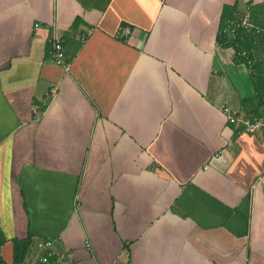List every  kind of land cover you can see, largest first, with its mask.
<instances>
[{"label":"crops","instance_id":"0c3cea01","mask_svg":"<svg viewBox=\"0 0 264 264\" xmlns=\"http://www.w3.org/2000/svg\"><path fill=\"white\" fill-rule=\"evenodd\" d=\"M249 10L264 27V0H0V227L28 264L45 239L49 264H264V130L222 110L264 116V36L223 33Z\"/></svg>","mask_w":264,"mask_h":264},{"label":"built area","instance_id":"2783aa9c","mask_svg":"<svg viewBox=\"0 0 264 264\" xmlns=\"http://www.w3.org/2000/svg\"><path fill=\"white\" fill-rule=\"evenodd\" d=\"M250 8V7H249ZM251 30L257 35L264 36V27L259 26L252 19L250 10L241 15L234 16L226 20L223 33H227L231 38H235L239 31ZM235 57L243 59V62L251 64L253 62V53L249 49H237L234 52ZM49 60L56 65L62 66L66 70L70 69V62L67 58L63 41L60 36L56 35L52 46L49 50ZM55 92V87H52L47 94L50 95ZM33 109L36 111L38 106L35 105ZM222 110L227 118L228 123L235 126L244 125L245 130L251 133L262 132L264 130V118L259 116L243 117L240 115L238 109L233 108L228 104H224ZM53 239L41 240L37 243V248L42 251L39 255L38 264H49L54 255ZM111 264H116V261Z\"/></svg>","mask_w":264,"mask_h":264},{"label":"trees","instance_id":"16d2710c","mask_svg":"<svg viewBox=\"0 0 264 264\" xmlns=\"http://www.w3.org/2000/svg\"><path fill=\"white\" fill-rule=\"evenodd\" d=\"M252 34H254L252 31H243V32L239 31L237 33L238 45L236 47L249 48L252 45V40H253ZM226 39H227L226 34L222 33V40L225 41ZM260 84L264 85V78L262 77L256 80L257 87ZM252 116L260 117V116H263V114L261 112H258ZM8 240L12 241V262L11 264H28L27 256L29 255L32 249V246H33V242H34L32 233L30 232L26 237H23V238L14 237V238L8 239L0 227V264H7V261L4 259L1 252H2L3 245Z\"/></svg>","mask_w":264,"mask_h":264}]
</instances>
